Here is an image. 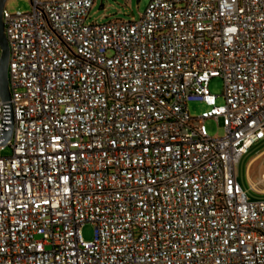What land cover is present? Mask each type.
<instances>
[{
	"label": "built area",
	"instance_id": "obj_1",
	"mask_svg": "<svg viewBox=\"0 0 264 264\" xmlns=\"http://www.w3.org/2000/svg\"><path fill=\"white\" fill-rule=\"evenodd\" d=\"M95 1L3 10L0 264H264V201L237 181L264 140V0H151L137 21L88 23Z\"/></svg>",
	"mask_w": 264,
	"mask_h": 264
},
{
	"label": "rangeland",
	"instance_id": "obj_2",
	"mask_svg": "<svg viewBox=\"0 0 264 264\" xmlns=\"http://www.w3.org/2000/svg\"><path fill=\"white\" fill-rule=\"evenodd\" d=\"M151 0H96L92 7L88 23L103 24L115 19L124 21H137L143 15ZM5 8L15 13L30 12L32 10V0H7ZM210 91L218 96V103L223 104L224 81L222 78H214L210 82ZM208 108L205 104L191 102L188 104V110L192 117H200ZM207 131L211 137L224 135L221 125L215 120H208L205 123ZM264 140L257 142L245 154L238 167L237 179L246 192L250 201H264ZM12 149L6 146L0 150L1 157L11 156ZM256 159L252 161L254 158ZM252 161V162H251ZM254 185V188L252 187ZM82 237L86 241H91L95 237V226L85 224L82 228Z\"/></svg>",
	"mask_w": 264,
	"mask_h": 264
},
{
	"label": "water",
	"instance_id": "obj_3",
	"mask_svg": "<svg viewBox=\"0 0 264 264\" xmlns=\"http://www.w3.org/2000/svg\"><path fill=\"white\" fill-rule=\"evenodd\" d=\"M7 0H0V96L5 102L11 98L9 89V78H8V64H9V45L4 31V24L2 19V13L5 8ZM12 132L5 133V143L11 139Z\"/></svg>",
	"mask_w": 264,
	"mask_h": 264
},
{
	"label": "crops",
	"instance_id": "obj_4",
	"mask_svg": "<svg viewBox=\"0 0 264 264\" xmlns=\"http://www.w3.org/2000/svg\"><path fill=\"white\" fill-rule=\"evenodd\" d=\"M261 153H264V151L263 152H261ZM256 159V157L252 160V161H254ZM251 161V162H252ZM237 181H238V179H237ZM252 187L254 188V185L252 184Z\"/></svg>",
	"mask_w": 264,
	"mask_h": 264
}]
</instances>
